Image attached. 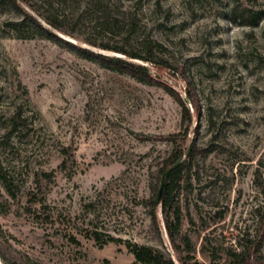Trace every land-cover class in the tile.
Wrapping results in <instances>:
<instances>
[{
    "label": "rangeland",
    "instance_id": "rangeland-1",
    "mask_svg": "<svg viewBox=\"0 0 264 264\" xmlns=\"http://www.w3.org/2000/svg\"><path fill=\"white\" fill-rule=\"evenodd\" d=\"M121 3L136 10L141 35L163 46L175 70L150 69L180 94L192 119L184 124L183 108L165 89L103 68L63 40L121 55L57 31L62 41L40 34L1 1L0 163L14 195L0 180V264H135L128 242L158 247L182 264L161 203L157 229L144 202L154 196L160 162L174 147L187 154L191 144L203 152L181 182L176 244L188 236L196 259L209 264L204 244L234 246L257 226L256 208L264 205V0ZM236 5L260 12L258 23H243ZM90 32L87 24L84 34ZM19 105L30 131L6 143L3 118ZM178 133L176 145L155 138ZM62 147L75 155L72 176L59 169ZM40 170L55 178L39 192ZM94 231L118 241L98 243Z\"/></svg>",
    "mask_w": 264,
    "mask_h": 264
},
{
    "label": "trees",
    "instance_id": "trees-1",
    "mask_svg": "<svg viewBox=\"0 0 264 264\" xmlns=\"http://www.w3.org/2000/svg\"><path fill=\"white\" fill-rule=\"evenodd\" d=\"M7 2L11 7L22 15V20L18 23L34 26L39 33H47L50 37L62 41L54 31L60 32L76 40L101 49L113 52L121 56L107 55L95 52L91 49L77 46L69 41H65L70 47L77 50L85 58L91 59L103 68L126 74L144 84L159 86L166 90L177 100L184 112V124L192 119L185 101L172 87L164 83L150 69V66L158 69H172L175 67L168 62L161 53L163 46L153 40L149 35H141L142 25L138 14L134 8H125L121 0H0ZM233 13L249 26H254L261 18V13L252 14L249 9L239 10L236 5ZM42 21L49 27L46 28ZM91 26L89 36L84 34L86 25ZM193 104L197 107V102L192 97ZM2 127L8 131L6 143H9L11 136L15 133L27 135L30 131L29 119L24 115V108L19 105L14 114L9 118H3ZM180 133L166 136L155 137L165 140L172 145H176L180 138ZM147 139V138H146ZM203 152L202 149L191 151L188 158L184 159L186 152L174 147L169 155L160 162L157 184L154 186V196L145 201L149 209V214L153 225L158 229L159 204L158 194L161 180L167 170L172 168L167 175L164 188L161 209L165 218L166 228L175 243V249L180 255L179 260L182 264H203L195 256L196 248L193 246L188 236L181 238V244H176V234L182 227L181 208L178 194L184 175L192 168V161L197 153ZM62 161L59 169L69 173L70 164L75 163V155L70 147L60 149ZM257 177L260 178L259 170ZM54 171L40 170L34 175V182L37 190H43V185L47 187L54 181ZM0 180L6 187L10 195H14L7 177L3 174V167L0 163ZM45 181V184H43ZM258 214L257 226L253 233L245 232L238 239L234 246H212L207 248L203 245L201 253L208 259L209 264H264V205L256 208ZM93 237L98 243L107 244L118 241L112 236H105L101 232L94 231ZM107 237L106 239H104ZM74 239V238H73ZM135 264H176L175 260L164 250L150 245H138L128 242ZM210 246V245H209Z\"/></svg>",
    "mask_w": 264,
    "mask_h": 264
},
{
    "label": "water",
    "instance_id": "water-1",
    "mask_svg": "<svg viewBox=\"0 0 264 264\" xmlns=\"http://www.w3.org/2000/svg\"><path fill=\"white\" fill-rule=\"evenodd\" d=\"M116 56H117V55H116ZM192 148H193V144L190 145L189 150H188V152H187L185 158H188V157H189ZM172 168H173V167H172ZM172 168H170L169 170H167V171L165 172V174L163 175V177H162V180H161V186H160L159 194H158V200H157L158 204H160L161 201H162L163 193H164V188H165V184H166V178H167V175L169 174V172H170V170H171Z\"/></svg>",
    "mask_w": 264,
    "mask_h": 264
}]
</instances>
